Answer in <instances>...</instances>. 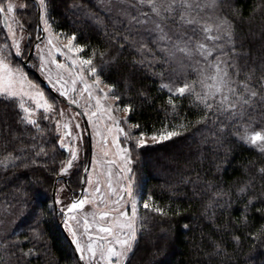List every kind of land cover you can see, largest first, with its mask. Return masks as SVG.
<instances>
[{"label": "snow or ice", "instance_id": "6c2138e0", "mask_svg": "<svg viewBox=\"0 0 264 264\" xmlns=\"http://www.w3.org/2000/svg\"><path fill=\"white\" fill-rule=\"evenodd\" d=\"M221 2L107 0L104 11L109 23H105L102 17L91 12L84 4L69 5V10H79L93 19L108 42V46L100 50L88 41H78L76 32L68 34L62 29L59 32L54 29L57 21L52 13L57 0H28L19 5L14 0H0V16L7 28L4 39L7 41L10 37V42L0 46V140H3L6 153L0 160V167L7 169L9 164L14 168L38 165L55 177L59 188L53 197L51 212H58L63 218V227L71 234L74 251L78 253L77 264H132L140 237L147 231L146 222L159 217L156 222L162 223L181 214L179 207L173 208L170 203L162 205L151 194L145 198L141 186L136 184L132 168L133 156L138 149L149 143L183 137L189 128L202 124L205 127L211 125L212 142L219 147H223L224 140L232 135L239 142L253 146L264 154V37L258 48L262 54L257 58L260 61V75L257 76V67L248 64L250 52L245 49V42L251 43L252 40L236 28L235 21L244 17L238 9H232L231 19L227 15H218ZM33 4L37 7L38 21L42 22L43 32L46 33L45 54L41 56L40 63L33 67L47 76L48 83L56 93L67 98L64 106L51 91L46 94L39 83L30 79L23 67L13 63L17 58L21 61L28 59L31 51L28 45L21 47L26 29L15 13L18 8L25 10ZM228 7L232 8L230 3ZM262 8L264 4L254 6L250 15L255 16ZM10 21L15 22L16 30ZM35 47L40 50V44ZM126 51L131 56L128 64L132 69L148 70L162 79L165 71H154L157 62L167 70V82L160 86L161 90L167 91L166 101L161 105L165 120L159 128L142 124L136 119L141 105L128 95L133 89L130 81L123 82L122 92L117 87L120 81L109 82L105 79L109 66L118 65ZM157 51L161 53L160 57H157ZM176 53H181L183 59L171 67ZM57 54L69 63L56 59ZM241 60H244L243 65ZM52 65L64 70L63 74L57 72L53 78ZM190 70L195 73L194 79L189 75ZM132 75L135 76V72ZM134 90L137 96L150 101L147 89ZM185 100L188 101L189 112L197 110L198 118L195 121L189 119L183 110L182 102ZM68 105H77L82 111L68 112ZM13 108L16 109V123L23 127V135L30 136L32 141L27 149H17L19 155L7 151L10 141L4 139L10 125L3 113ZM120 112L125 115H118ZM81 117H86L85 124H91L94 135L99 137L101 155L99 159L93 158L90 165L81 158L83 132L87 130L82 129ZM44 121L53 127L49 129L42 123ZM29 127L35 130L36 135L28 133ZM50 130L56 133L51 138L46 135ZM13 139H19V134L13 132ZM207 140L205 136L201 142ZM228 151L230 149H226L225 156ZM26 152H31V155H26ZM228 163L230 161L225 160L222 164H216L215 168L219 172L223 164ZM50 164L55 167H49ZM249 168L254 169V174L248 171ZM245 173L248 179L242 181L237 190L238 199L244 202L238 209L241 219L236 226L250 228V216H259L264 221V190L259 193L255 190L256 177L264 181V165L257 167L255 162L249 161ZM73 175L77 176L79 193L71 183L61 182L64 177ZM196 176L195 181L185 182L193 184V196L205 191L212 193L204 205L205 215L211 212L214 217L217 208L231 209L234 202L228 192L212 180H204L198 192L201 177L199 173ZM36 183L42 184L43 181ZM84 185L90 191H86ZM261 188L264 189V184ZM65 189L67 192L62 200L59 193ZM41 193V188H35L31 195L27 190L21 191L16 203L20 209L28 208L29 204L39 207ZM86 205H90L92 210L85 211ZM46 222L43 211L35 212L26 233L22 234L23 241L0 238V247L9 264L12 258H15L16 264H24L26 260L47 254V231L43 226ZM182 227L185 232L192 230L189 223ZM160 231L162 239L171 238L169 230L161 227ZM241 235L264 242V224L255 232L248 231ZM241 235H232L237 246L241 242ZM25 242L31 244L26 251L23 247ZM211 244V251L204 252L209 264L214 258L221 259V264L231 260L232 254L223 242L213 240ZM156 254L153 252V256ZM0 264H4V261L0 260Z\"/></svg>", "mask_w": 264, "mask_h": 264}, {"label": "trees", "instance_id": "16d2710c", "mask_svg": "<svg viewBox=\"0 0 264 264\" xmlns=\"http://www.w3.org/2000/svg\"><path fill=\"white\" fill-rule=\"evenodd\" d=\"M73 3L86 5L91 12L102 17L105 23H109V17L104 11L107 0H57L55 10L52 13L57 21L53 26L54 29L57 32L62 29L68 34L76 32L78 41H88L100 50L106 48L108 42L94 24L93 19L79 10H69L68 6ZM229 3L232 6L231 9L228 7ZM261 4H264V0H222L220 10L217 13L218 15H227L231 19L232 9H238L243 15V20L235 21L236 28L239 33L252 40L251 43L245 42V49L250 52L248 64L257 67V76L260 75L258 68L260 61L257 58L262 54L258 48L262 42L261 38L264 37V8L255 16H251L250 13L254 6ZM28 18L25 17L24 20L27 30H35L37 11L36 14L32 12ZM109 27H111L110 24ZM2 32L3 28L1 27L0 37ZM150 46L152 45L150 44ZM129 51L131 50L129 49ZM156 55L160 57L161 53L157 51ZM33 58L32 54L31 60ZM130 59L131 56L128 55V51L123 53L118 65L109 66L108 75L105 76V79H108L109 82L120 81L121 83H118L117 87L122 92L124 91L123 82L130 81L133 89L128 92V95L132 97L135 103L141 105L136 119L140 120L142 124L155 125L159 128L161 122L165 120V113L161 110V105L166 101L167 91L161 90L160 86L167 82V70L162 69L160 62H157L154 71L156 73L165 71V77L162 79L160 75H152L148 70L132 69L128 64ZM182 59V54L176 53L171 67H175L177 62ZM240 63L243 65L244 60H241ZM133 72H135V76L132 75ZM31 74L49 92L36 75ZM189 75L191 78H195V73L191 70ZM241 78H243V73ZM136 88L147 89L151 97L150 101H145L142 97L137 96L134 90ZM52 95L54 94L52 93ZM58 101H60L59 98ZM182 103L183 110L188 114L189 119L195 121L198 118L197 110L193 109L189 112L188 101L185 100ZM15 111L16 109L13 108L3 113L10 125L4 133V139L10 141L7 151L19 155L17 149H27L32 141L30 136L23 135V127L16 123ZM42 123L49 129L53 127L47 121ZM27 131L30 135H36L32 127H29ZM212 131L211 125L205 127L202 124H197L195 127L189 128L183 137H175L162 143H149L148 146L140 148L134 153L133 173L136 184L141 186L145 198H147V194H151L162 205L170 203L173 208L179 207L181 214L174 215L162 223L156 222L160 219L159 217L146 222L147 231L144 236L140 237L139 245L132 257V264H209L204 252L211 251V241L213 240L223 242L227 246L228 252L232 254L231 260L227 261L226 264H264V242L245 238L241 235L244 232L257 231L264 224V221L260 220L259 216H250L252 227L236 226L241 219V213L238 209L244 202L243 199H238L237 190L240 183L248 179L245 168L249 161L255 162L257 167L264 165V154H261L253 146L239 142L232 135L224 140L223 147H219L212 142L214 140L211 135ZM13 132L19 134V139H13ZM46 135L51 138L56 133L50 130ZM205 136L208 137V140L202 143L201 141ZM46 147H50V145H46ZM86 147L85 163H87L89 154L88 136ZM226 149H230L227 156H225ZM5 154L3 140H0V160ZM26 155H31V152H26ZM225 160L230 161V163L223 164L222 169L218 172L215 165L222 164ZM16 163L19 164L20 161H16ZM49 167H55V165L50 164ZM248 171L254 174L253 168H249ZM197 173L201 177L197 191H200L204 180H212L214 184H219L229 193L234 202L231 209L217 208L214 217L211 212L205 215L204 205L211 198L212 193L205 191L201 192L199 196H193V184L185 182L186 180L195 181ZM37 181H43V183H36ZM76 181L77 176L73 175L64 177L61 182L71 183L79 193ZM55 182V177L49 175L43 167L38 165H30L28 168H14L9 164L7 169L0 167V218L2 219L0 238L6 237L8 240L23 241L22 234L26 233L32 221V214L35 212L43 211L47 221L43 225L47 231V254L26 260L24 264H77V256L64 229L69 236L70 234L61 225L63 218L58 212H51V207L54 206ZM262 184L264 181L257 176L255 181L257 193L264 190L261 188ZM35 188L42 189L39 207H33L32 204H29L28 208L20 209V205L16 203V197L24 190L29 191V195H31ZM58 188L59 184L57 183L56 192ZM66 192L67 189L60 194L64 199ZM221 202L223 203V200ZM58 207L60 206L58 205ZM185 223L190 224L191 231L185 232L182 227ZM161 227L170 231V239H162ZM233 233L241 235V242L238 246L232 240ZM197 245L200 247L197 248ZM23 247L26 251L31 247V244L25 242ZM153 252H157V254L153 256ZM0 260H3L4 264H9L2 247H0ZM11 264H16L15 258H12ZM210 264H221V259L214 258Z\"/></svg>", "mask_w": 264, "mask_h": 264}, {"label": "rangeland", "instance_id": "374dc122", "mask_svg": "<svg viewBox=\"0 0 264 264\" xmlns=\"http://www.w3.org/2000/svg\"><path fill=\"white\" fill-rule=\"evenodd\" d=\"M27 2H28V0H14V3H16L17 5L22 4V3H27ZM34 5L35 4H33L30 8L25 9V10H20L18 8L17 12L15 13L16 17L20 21H22L24 23L25 17L28 18V16L31 15L32 12H34L36 14L37 9L34 8L35 7ZM10 23L12 24L13 29L16 30V24H15V22L10 21ZM24 25H25L26 31L23 34V39L21 41V47H24V45H28V47L31 49L32 46H33V44H34V42L37 40L36 37L37 36H39V37L41 36V31H39V29L36 27L37 26L36 23H35V27H36L35 30L34 29H31V31H28L27 30L28 28H27V25L25 23H24ZM1 27L3 28V32H2V35L0 37V46H2L6 42H10V37H9V39L7 41L4 39L5 33L7 32V28L4 26L3 17L2 16H0V28ZM31 27H32V25H31ZM29 34H30L31 38H29ZM17 37L18 38L20 37L19 31L17 32ZM37 44H40V50H37L36 47H35V50H34V53H33V57L34 58H33V60L30 59V63H29V67H31L32 69H36V70H37V68L36 67H33V65H38L40 63L41 56H43L45 54L43 50L46 48V33H45L44 38L41 41H39ZM56 59L60 60L61 62L69 63V62H66L64 60V57L62 55H60V54H57L56 55ZM13 63H14V65L19 64V66L23 67L24 71L28 74L29 78L30 79H33L35 82L39 83L34 78V76H32V74L30 72H28L26 70V68L24 67V60L21 61L20 58H17L16 60L13 61ZM51 68H52V76H53V78L56 77L57 72H60L61 74H63V71L64 70L57 69L55 67V65H52ZM38 72L48 82L47 76L44 73L40 72V71H38ZM65 78H67V76H65ZM40 86L45 90V92L47 94L48 91H46V89L41 84H40ZM77 86L79 87V85H77ZM69 87H70V85H69ZM57 94L59 96H61L63 99L67 100L66 97H63L59 93H57ZM59 102H60L61 106H64L66 104L62 100H60ZM66 111H68V112H78L75 108H73L70 105L67 106ZM118 115L124 116L125 113L120 112V113H118ZM80 122H81L82 129L83 128H86L85 123H84V120H83L82 117L80 118ZM89 125H90V129H91L92 144H93V158L99 159L100 158V155H101L100 147H99V144H98L99 137H96L94 135V131L92 129V125L91 124H89ZM83 136H84V139H83V142H82L83 143V151H82V154H81V158L85 161L86 150H87V147H86L87 146V130H85L83 132ZM121 143L122 144L124 143L123 138H121ZM112 147L114 148V146H112ZM108 158H111V157H108ZM114 171H115V169H114ZM85 190L86 191H90V189L88 188L87 185H85ZM104 190L106 191V186H105ZM78 191H80V189ZM60 194H61V192L59 193V196H60ZM60 199L64 200V198H62L61 196H60ZM112 199H115V196H112ZM65 202H67V201L65 200ZM91 210L92 209H91V206L90 205H86L85 206V211H91ZM1 225H2V219L0 218V226ZM70 237H71V234H70Z\"/></svg>", "mask_w": 264, "mask_h": 264}, {"label": "water", "instance_id": "95a60500", "mask_svg": "<svg viewBox=\"0 0 264 264\" xmlns=\"http://www.w3.org/2000/svg\"><path fill=\"white\" fill-rule=\"evenodd\" d=\"M37 8V7H36ZM38 10H37V24H38ZM3 23H4V20H3ZM39 31H41V36H40V39L39 40H36L31 48V51L29 52V58L24 60V67L26 68L27 71L33 73L36 75V77L41 81V83L49 90L51 91L55 96H57V98H59L60 100H62L63 102L67 103V100L63 99L61 96H59L52 88L51 86L49 85V83L40 75V73L36 70V69H32L31 67H29V63H30V59L32 57V54L34 53V50H35V45L41 41L44 36H45V33L43 32V25H42V22H39ZM72 106L73 108H75L78 112L82 111V109L77 106V105H70ZM83 120H84V123L86 121V117H82ZM86 126V129H87V136H88V145H89V154H88V159H87V163L90 165L91 164V161L93 159V144H92V136H91V129H90V125L89 124H85ZM56 186H57V181L55 182V187H54V191H53V197L56 195ZM84 188H85V185H84ZM57 208H58V205H55ZM61 225L62 224V221H61ZM68 239H69V242L71 243L72 245V248L73 250L75 249V245L74 243L72 242V238L67 234L66 230L64 229ZM75 252V251H74ZM75 255L78 256V253L75 252ZM80 264H83V262H80Z\"/></svg>", "mask_w": 264, "mask_h": 264}]
</instances>
